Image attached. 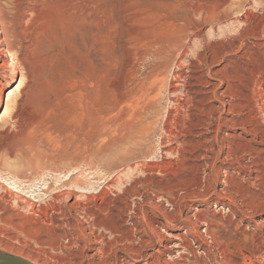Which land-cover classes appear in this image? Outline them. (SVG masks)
<instances>
[{"label": "rangeland", "instance_id": "374dc122", "mask_svg": "<svg viewBox=\"0 0 264 264\" xmlns=\"http://www.w3.org/2000/svg\"><path fill=\"white\" fill-rule=\"evenodd\" d=\"M0 5L18 22L7 28L16 65L0 66L1 252L42 264H264V0ZM199 53L216 58L205 66ZM175 74L188 102L170 93ZM195 89L215 91L199 102ZM208 106L227 121L215 140L199 124Z\"/></svg>", "mask_w": 264, "mask_h": 264}, {"label": "bare ground", "instance_id": "6f19581e", "mask_svg": "<svg viewBox=\"0 0 264 264\" xmlns=\"http://www.w3.org/2000/svg\"><path fill=\"white\" fill-rule=\"evenodd\" d=\"M4 1V0H3ZM15 1V0H14ZM14 4V3H13ZM32 8V7H31ZM34 9V8H33ZM19 13V12H18ZM11 20H10V17H8L4 12H3V8H2V6L0 5V56H3L2 58H1V63H0V66H3V67H8V65L11 63L12 65H16L15 64V61H16V58H15V56L11 53V50H13V49H15V48H13V44L11 43V41H10V39L8 38V24H12V26L14 27V29H16L17 27H16V25L18 26V22H10ZM24 23V22H23ZM20 24H22V23H20ZM12 29V28H11ZM15 31H17L16 32V37H18V36H20L21 34H23V32H25V31H18V30H15ZM13 33V32H12ZM22 37V36H21ZM23 38V37H22ZM14 42V41H13ZM176 47H178V46H176ZM14 51V50H13ZM10 55V59H7V57H6V55ZM218 56V55H217ZM198 59H200L201 61H202V64L203 65H205V66H209L212 62H213V60L216 58V55H211L208 59L207 58H205V57H203V55H200V53L199 54H197V56H196ZM20 60V59H19ZM11 65V66H12ZM208 74H209V76L211 77H213V76H215L216 74H212V72L210 73L209 72V70H208ZM181 76L179 75V74H175L174 75V80L173 81H169L168 82V87H169V89H170V93H175L176 94V92H178L179 91V89L180 90H182L183 91V93H181V94H184L183 96H184V101H182L183 103L184 102H188L190 99H189V93H188V90L185 88V86H186V83L184 82H182L183 84H179V82H180V80H179V78H180ZM162 80V79H161ZM220 80V82H221V79H219ZM13 81V80H12ZM217 81V80H216ZM226 81H227V79H226ZM17 82H18V80H17ZM198 82H200V84L201 85H204V86H206V87H209V86H211L212 84L209 82H205V81H203V80H199L198 79ZM188 83V82H187ZM10 84V83H9ZM45 85V84H44ZM213 87H215V86H213ZM15 88V87H14ZM188 89H189V87H187ZM202 89V88H201ZM232 89V88H231ZM15 90V89H14ZM14 90H13V88L12 87H10L9 89H8V93H7V97H9V95H11V94H13V92H14ZM208 90V89H207ZM206 90V92H202V91H200V90H194L195 91V93L196 94H202L204 97L199 101V102H203V101H205L206 99H207V96L208 95H206L207 93H211L212 94V96H213V94H214V89L212 90V91H207ZM210 90V89H209ZM223 91H222V93L223 94H229L230 95V97L231 96H233V94L231 93V90H230V86H228L227 85V87L225 88V89H222ZM181 91V92H182ZM204 91V90H203ZM219 91H221V90H219ZM218 91V92H219ZM174 95V94H173ZM178 95V94H177ZM176 96V95H175ZM174 96V97H175ZM201 96V95H200ZM181 97V96H180ZM210 97V96H209ZM195 98V97H194ZM174 99V98H173ZM2 100H3V94H1L0 93V104H1V102H2ZM180 99L178 98V97H176V102L179 104V105H181V104H183L182 102H180L179 101ZM198 100V99H197ZM210 100V99H209ZM174 101H175V99H174ZM222 103V102H221ZM201 104V103H200ZM208 104V103H207ZM205 105H206V103H205ZM208 105H211V104H208ZM222 105V104H221ZM9 106V102L8 101H6V104H5V108H7ZM183 106V105H182ZM186 106V105H185ZM223 106V105H222ZM221 106V107H222ZM230 108H232V109H234L235 107H236V105H231V104H229L228 105ZM4 108V109H5ZM184 108H186V107H184ZM207 109V110H206ZM201 110V109H200ZM227 110H229V108L227 107L226 108V111ZM205 119H203L202 117V120L200 121V123L199 124H201V126H202V128L204 129V130H206V132L208 133V132H213V139L215 140L216 139V137H217V133H218V131H219V129H221L220 128V126L222 125V124H225V123H227V121H225L223 118H221V116H216L215 115V108L214 107H209L208 106V108H205ZM179 112V110H177V113ZM172 114H173V111L172 110H168L167 111V117H166V119L164 120V125H166L167 123H168V121L169 120H171V116H172ZM201 114V113H200ZM179 118H180V116H179ZM200 118V119H201ZM176 119V118H175ZM199 119V120H200ZM184 120V119H183ZM190 123V122H189ZM242 123H249V122H245V121H242ZM179 124V123H178ZM185 124V123H184ZM199 124H197V125H199ZM195 126H196V124L194 123H192L191 124V127L193 128H195ZM165 128H167V127H165V126H163V129L165 130ZM197 128V127H196ZM187 129V128H186ZM256 131H258V128H256V127H252V128H250L247 132H249V133H255ZM166 132V131H165ZM188 132H190V131H188ZM259 132V131H258ZM205 139V138H204ZM207 140V139H206ZM206 140H204V141H202V142H206ZM201 141V140H200ZM213 141V140H212ZM227 147V146H226ZM225 147V148H226ZM194 148V147H193ZM228 148V147H227ZM226 150V149H225ZM162 151H163V153H169L170 152V148H167V147H165V144H164V141L162 142ZM225 153H227V151L225 152ZM164 155V154H163ZM163 155H162V157H163ZM226 155V154H225ZM214 156V155H213ZM164 159V158H163ZM215 159V157H213V160ZM217 159V158H216ZM163 163H164V161H163ZM211 164V163H210ZM214 165V164H213ZM213 165H210L211 167L213 166ZM257 166V165H256ZM256 168V167H255ZM216 169V168H215ZM257 169V168H256ZM212 171H214V169H209V172H208V174H207V176H208V179H210V178H212V179H215V177H216V173L215 174H212L213 172ZM255 171V170H254ZM257 172V171H256ZM258 172H259V169H258ZM120 179V178H119ZM211 179V180H212ZM116 181V180H115ZM226 181V180H225ZM224 181V182H225ZM229 181V180H228ZM228 181H226L227 183H228ZM112 182H114V181H112ZM111 182V183H112ZM225 182V183H226ZM226 183V184H227ZM76 186V185H75ZM65 187V186H64ZM236 189V188H235ZM83 190V189H82ZM210 190V189H209ZM213 190V189H212ZM211 190V191H212ZM223 190V192H224V195H227V196H230V194L232 193L231 192V189H229V188H223L222 189ZM234 190V189H233ZM189 192V191H188ZM214 193H217L218 194V192H216L215 190L213 191ZM235 192V191H234ZM222 193V192H221ZM64 194H67V195H74L75 194V192H73L72 190L71 191H67V192H65ZM219 195V194H218ZM231 200V199H230ZM232 201V200H231ZM78 201L75 199V202L72 204V206L75 204V203H77ZM161 211V210H160ZM1 251H3L2 249H0ZM4 252H7V251H4ZM8 254H11V255H15V254H12V253H10V252H7ZM15 256H18V257H21V258H24V259H26V260H28V261H31V262H33L34 264H42V263H39V262H37L36 260H34L33 258H31V256L30 255H23V256H19V255H15ZM89 257V256H88ZM94 259V256L93 255H91L90 256V260H93ZM43 264H45V263H43ZM100 264H115L114 262H111V263H109L108 261H106V260H103Z\"/></svg>", "mask_w": 264, "mask_h": 264}, {"label": "water", "instance_id": "95a60500", "mask_svg": "<svg viewBox=\"0 0 264 264\" xmlns=\"http://www.w3.org/2000/svg\"><path fill=\"white\" fill-rule=\"evenodd\" d=\"M0 264H34L24 258L0 251Z\"/></svg>", "mask_w": 264, "mask_h": 264}]
</instances>
